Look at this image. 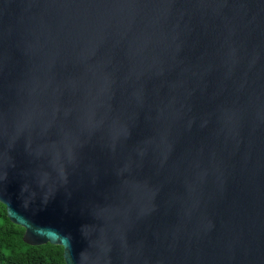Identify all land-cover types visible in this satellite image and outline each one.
I'll return each instance as SVG.
<instances>
[{
    "label": "water",
    "instance_id": "95a60500",
    "mask_svg": "<svg viewBox=\"0 0 264 264\" xmlns=\"http://www.w3.org/2000/svg\"><path fill=\"white\" fill-rule=\"evenodd\" d=\"M0 204L65 264H264V0H0Z\"/></svg>",
    "mask_w": 264,
    "mask_h": 264
},
{
    "label": "trees",
    "instance_id": "16d2710c",
    "mask_svg": "<svg viewBox=\"0 0 264 264\" xmlns=\"http://www.w3.org/2000/svg\"><path fill=\"white\" fill-rule=\"evenodd\" d=\"M24 230L7 218L0 204V264H65L60 247H31L23 242Z\"/></svg>",
    "mask_w": 264,
    "mask_h": 264
}]
</instances>
